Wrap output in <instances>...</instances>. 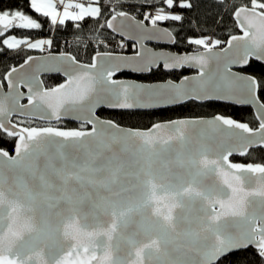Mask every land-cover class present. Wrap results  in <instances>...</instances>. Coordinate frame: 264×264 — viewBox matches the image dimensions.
<instances>
[{
	"label": "snow or ice",
	"instance_id": "snow-or-ice-1",
	"mask_svg": "<svg viewBox=\"0 0 264 264\" xmlns=\"http://www.w3.org/2000/svg\"><path fill=\"white\" fill-rule=\"evenodd\" d=\"M113 3L122 0H29L30 9L52 26L75 22L79 30L86 17L98 18V28L128 35L140 48L127 57L95 51L87 63L67 52L50 54L34 63L30 74L13 67L5 77L9 92L2 91L0 81V134L16 140L14 155L0 149V264H222L229 253L249 247L264 264V163L229 160L234 154L248 156L254 147L264 150V103L256 95L257 82L232 71V65H247L252 57L264 60V0L233 8L243 35H231L222 51L213 52L223 43L219 39L186 38L206 50L191 55L157 52L144 43L161 38L176 43L158 22L182 21L172 9L191 8L190 2L152 0L157 10L144 16L151 27L117 12ZM117 17L122 19L114 25ZM13 28L41 29L42 24L19 9L0 11V37ZM2 43L8 49L26 45L42 51L53 45L51 39L33 43L15 35ZM32 60L29 56L25 64ZM161 66L200 71L179 83L113 79L125 68L150 73ZM42 71L61 73L66 80L44 87ZM20 84L28 88L27 104L20 103ZM213 100L253 105L258 127L216 115L126 129L96 114L100 108L151 109ZM15 114L47 126H21L23 121L13 123ZM64 118L80 121V127L52 126ZM159 161L175 162L190 177L184 180L169 169L175 202L167 213L153 212L156 181L165 179L154 167ZM82 213L93 224L81 226L77 218Z\"/></svg>",
	"mask_w": 264,
	"mask_h": 264
},
{
	"label": "trees",
	"instance_id": "trees-1",
	"mask_svg": "<svg viewBox=\"0 0 264 264\" xmlns=\"http://www.w3.org/2000/svg\"><path fill=\"white\" fill-rule=\"evenodd\" d=\"M180 2H190L192 4L191 8H181L174 5L172 12L173 14L182 15L184 17L182 21L158 22L168 28L175 36L177 41L175 44V51L177 52L201 50L199 46L187 43L186 38L210 37L214 40H221L223 42L222 45L225 44L231 35L239 33L237 24L233 19V8L237 5L248 4V0H223V5L219 3L218 0H180ZM160 6L165 7L167 11L166 5L161 4ZM112 7L117 12L125 11L140 20H144V16L147 15L149 11L157 10L153 7L152 0H122L120 4L113 3ZM17 9L32 15L34 19H37L38 22L42 24V28H13L6 32L3 37H0L1 81H4V76L13 67L23 63L29 56L41 52V50L30 49L23 45H21L19 49H8L7 45L2 43V39L8 35H15L17 38L28 39L30 41L49 38L53 41V45L48 53L67 52L85 63L90 61V57L95 55V51H114L110 49V43L118 40V37L108 29L104 30L98 28L96 25V20L98 18H85L84 21L79 22L81 24V29L79 30L74 27L75 22H66L65 26H52L48 18H43L40 14L30 9L29 0H0V11H14ZM104 15L107 19L111 17L107 12ZM146 22L148 24L150 23L149 21ZM100 23L103 24L105 21L100 20ZM101 41H103V44H100ZM115 46H112L113 49ZM246 71L258 79V95L260 100L264 103V65L251 61ZM189 73H191V70L188 69H183L181 72L166 73L160 68L158 70H153L149 75L123 73L120 74L119 77L155 82L170 78L177 80ZM44 81L45 84H50L46 79ZM214 113H220L238 121L245 122L249 124L251 128H254L257 124L251 109L218 102H208L204 105L188 102L173 108L148 112H111L102 109L98 114L103 118L112 119L123 126L148 128L158 121L179 117L212 115ZM17 120L19 122L23 121L21 126H42L32 120L21 118ZM70 125L71 124L64 122L63 127H70ZM15 141V138H8L0 134V149L12 153ZM232 161H238V159L233 158ZM243 161L245 163H264V150H251L249 155L243 158ZM222 264H262V260L253 248H248L246 250L231 253L223 259Z\"/></svg>",
	"mask_w": 264,
	"mask_h": 264
},
{
	"label": "water",
	"instance_id": "water-1",
	"mask_svg": "<svg viewBox=\"0 0 264 264\" xmlns=\"http://www.w3.org/2000/svg\"><path fill=\"white\" fill-rule=\"evenodd\" d=\"M128 14H129V13H128ZM129 16L134 17V16L131 15V14H129ZM121 19H122L121 17H117V20H116V21H113V24H114V25L119 24V22H120ZM233 19H234V16H233ZM108 20H111V17H110ZM136 20H137V21H142L147 27H151V25L148 24V23H147L146 21H144V20H140V19H137V18H136ZM236 24H237V23H236ZM158 26H159L160 28H166L165 26H163L162 24H159V23H158ZM237 27H238V25H237ZM108 30H109L110 32H112L115 36H117L118 38L122 39L123 41H126V42H130V43H134V44H136L137 47H138V51H139L140 45H139V43H138L136 40L131 39L130 36H128V35H124V36H122L120 32H113L112 29H108ZM169 31H170V30H169ZM238 31H239V33L236 34V35H243V31H242L241 29H239V27H238ZM135 34H136V33H133V35H135ZM172 34H173V33H172ZM229 39H230V38H229ZM144 43H145L146 46H147L148 48H150V49H153V48L149 45V43H158V44L160 43V44H168V45L173 44V43H169V42H167V39H166V38H161L160 40L145 41ZM226 47H227V42L225 43V45H224L223 47H218V48L216 47V48H213V52L222 51V49H224V48H226ZM153 50H155V49H153ZM138 51H137V52H138ZM155 51H157V52H169V51H164V50H163V51H162V50H155ZM199 51H200V52H205L206 50L203 49V50H199ZM112 53H113L114 55L126 56V57H127V56H135V54H136V53H134V54H125V53H117V52H112ZM193 53H195V52H190V53H185V54H187V55H191V54H193ZM50 54H52V55H59L60 53L51 52V53H45V54H36V55H32V56H31V57H33V60H32V61H28V63L25 64V61L27 60V59H26L23 63H21L20 65L14 67V68H17L20 72H24V73H29V74H30L33 64H34V63H40L41 60H42V58H44V57H46V56H48V55H50ZM177 54H178V53H177ZM185 54H180V55H185ZM71 55H72V54H71ZM251 61H255V62H258V63H261V64L264 65V60H257V59H255L254 57H252V58L249 59V63H248L247 65H232V71H233V72H238V73H240L241 75H245V76H250V77H252V78L257 82L258 87H257V90H256V95L259 97V95H258V94H259V82H258V79H257L254 75H252V74L246 72V70H247V68L249 67ZM220 62L223 63V57L220 58ZM82 63H84V62H82ZM21 65H23L24 67L22 68ZM211 67H212V62L209 63V68H211ZM183 68H185V69H189V70H193V71L196 72L195 74L189 75V77H193V76H198V75H199V71H200L199 68H192V67H187V66H185V67H183ZM183 68H178V69H173V70H180V69H183ZM157 69H158V68H157ZM164 70H165V71H173V70H167V69H164ZM7 73H8V72H7ZM7 73H6V75H7ZM121 73H133V74H138V75H140V74H148V73L134 72V71H131L130 69L125 68V69H123V70H121V71H119V72H116L115 75L113 76V79L120 80V81H122V82H135V83H137V84H145V85L162 84V83H165V82H166V81H162V82H155V83H145V82L138 81V80H133V79H121V78H117V75H118V74H121ZM6 75L4 76V83H5L6 87L4 86V88L2 89V91L5 92V93H7V92L10 91L9 88H8V86H7V82H6V80H5ZM15 75H17V74H16V73H13V76H15ZM49 75H59V76H61L63 79L66 80V77H64L63 74H61V73H50V72H43V71L40 73L39 78H40V80H42V77H43V76H49ZM0 81H1V80H0ZM42 81H43V80H42ZM167 81H169V80H167ZM171 81H172V80H171ZM64 82H65V81H64ZM64 82H63V83H64ZM174 82L179 83L180 80H179V81H174ZM43 86L46 87L45 84H44ZM57 86H58V85H57ZM82 86H86V85H82ZM19 91H20L21 93H24V96L21 98L20 103H21V104H27V103H28V100H27V96H28V88H27L24 84H20ZM188 102H190V101L184 102V103H182V104L170 105V106H167V107H160V108H151V109H108V108H100V109H97V110H96V114L99 116L98 113H99V111H101L102 109L107 110V111H111V112H120V111H141V112H143V111H144V112H147V111H156V110H163V109H168V108H172V107H176V106L184 105V104H186V103H188ZM195 102H198V103L220 102V103H224V104L234 105V106H237V107H249V108H251V110H252V112H253V114H254V116H255V107H254L253 105H249V104H238V103H234V102L216 101V100H213V101H203V102H201V101H195ZM260 102L263 103L261 100H260ZM220 116H221V115H220ZM15 117H17V118H21V119L32 120V121H36V122H40V123H44V124H46L45 121H42V120H40V119H38V118L33 119V118H30V117L21 116V115H19V114H15V115H13L12 118H11L12 121H13V119H14ZM100 118H101V119H106V120H112V119H108V118H103V117H101V116H100ZM212 118H213V117H210V118H203V119L211 120ZM226 118H231V117H226ZM255 118H256V116H255ZM183 119H187V118H183ZM231 119H233V118H231ZM174 120H179V119H174ZM234 120H235V119H234ZM256 120H257V119H256ZM61 121H64V122H70V123H73V124H79V125H80V121H76V120H73V119H71V118H64V119H62ZM112 121H114V120H112ZM170 121H172V120H170ZM236 121H237V122H241V121H238V120H236ZM257 121H258V120H257ZM114 122H115V121H114ZM165 122H167V121H165ZM13 123H14V122H13ZM55 123H57V122H55V121L52 122V124H55ZM115 123L118 124L117 122H115ZM159 123H163V122H159ZM242 123H245V122H242ZM118 125H120V124H118ZM248 125H249V124H248ZM85 126H87L88 128L91 127V125H85ZM120 126L123 127V128H126V129H128V128H130V129H138V128H131V127L123 126V125H120ZM151 127H152V126H151ZM151 127H150V128H151ZM249 127H250V126H249ZM148 129H149V128H148ZM141 130H147V129H141ZM214 134H215V133H213L212 130H209V135H214ZM15 143H16V141H15ZM193 143L195 144L196 141L193 140ZM253 149H261V148H260V147H254ZM253 149H250L249 152H250L251 150H253ZM3 150H4V149H3ZM6 151H7V150H6ZM8 152H9V151H8ZM9 154H10V155H14V154H15V153H14V149H13V152H12V153L9 152ZM233 157H239V158H242V156H239V155H235V154H234L232 157H229V160L231 161V158H233ZM243 157H245V156H243ZM185 160H187V157H185ZM231 162H233V161H231ZM233 163H236V162H233ZM154 167L156 168V170H157V172L159 173V175L165 177V179H163V180H159V179H158V180L156 181V183H157V190H156L155 198H154V201H153V212H155V209L158 208L159 211H160L161 213H167L168 208L171 207L172 204L175 202V201H174V192L168 187L169 181H168L167 177H168L169 174H170V173H169V169H171L172 171H175V172L179 173V174L182 176V178H183L184 180H189L190 177L187 175V173H186L183 169H180L179 167H177V165L175 164V162L159 161V162H157L156 165H154ZM216 179H219V177H216ZM217 207H218V206H217ZM85 211H86V209H85ZM175 211H178V209H173V212H175ZM77 219L79 220V224H80L81 226H84V225H91V224H93V221H92L91 216H87V217H85L83 213H82ZM105 219H108V218L105 217ZM86 230H90V228H89V229H86ZM116 242H117V238L114 236L113 243L115 244ZM120 244H121V247H124L123 241H120ZM249 248H252V247H249ZM253 249H254V248H253ZM254 250H255V249H254ZM236 252H238V251H236ZM233 253H234V252H233ZM230 254H231V253H229L228 255H230ZM97 255H98V256L100 255L99 251L97 252ZM228 255H227V256H228ZM93 264H95V261L93 262Z\"/></svg>",
	"mask_w": 264,
	"mask_h": 264
},
{
	"label": "flooded vegetation",
	"instance_id": "flooded-vegetation-1",
	"mask_svg": "<svg viewBox=\"0 0 264 264\" xmlns=\"http://www.w3.org/2000/svg\"><path fill=\"white\" fill-rule=\"evenodd\" d=\"M174 36V35H173ZM199 38H203V37H199ZM114 42H116V44H114ZM111 44V47H110V49L111 50H114V51H111V52H117V53H125V54H134V53H137V51H138V47H137V45L136 44H134V43H130V42H124L122 39H120V38H118V40H115V41H113V43H110ZM120 44H123L124 46L123 47H119L118 45H120ZM175 44L176 43H174V44H171V45H168V44H158V43H149V45L153 48V49H155V50H164V51H169V52H173V53H178V54H185V53H190V52H196V51H189V52H177V51H175L176 50V47H175ZM112 45H116L115 47H114V49H113V47H112ZM225 44H220V45H217V46H215L214 48H218V47H223ZM200 48H201V50H203L204 48H203V46H199ZM90 62V61H89ZM85 63V62H84ZM87 63V62H86ZM158 69H160V68H158ZM158 69H154V70H158ZM161 69L164 71V72H166V73H173V72H181L183 69H185V68H183V69H180V70H173V71H165L163 68H162V66H161ZM189 70V69H188ZM247 72V71H246ZM151 73V72H150ZM150 73H148V74H140V75H149ZM196 72L195 71H193V70H191V73H189V74H186V75H184V76H189V75H192V74H195ZM121 74H123V73H121ZM130 74H133V73H130ZM119 75L120 74H118L117 75V78H121V79H133V78H124V77H119ZM135 75H138V74H135ZM59 75H49V76H43L42 77V80H43V82H45L44 80L46 79L47 81H49V83L50 84H45V86L46 87H50V86H57V85H59V84H61V83H63L64 81H65V79H63L61 76H59ZM184 76H182L181 78H178L177 80H175V79H167V80H172V81H179V80H181ZM133 80H136V79H133ZM167 80H164V81H167ZM138 81H141V80H138ZM142 82H145V83H155V82H162V81H155V82H147V81H142ZM4 85H5V83H4ZM49 85V86H48ZM5 87H6V85H5ZM190 102H194V103H196V104H199V105H204L205 103H198V102H195V101H190ZM206 103H208V102H206ZM215 103H217V102H215ZM218 103H220V102H218ZM222 104H224V103H222ZM229 105V104H228ZM234 106V105H233ZM173 108V107H172ZM243 108H249V107H243ZM169 109V108H168ZM249 109H251V108H249ZM252 111V110H251ZM125 112H127V111H125ZM132 112V111H131ZM133 112H141V111H133ZM144 112V111H143ZM148 112V111H147ZM253 113V112H252ZM216 115H221V116H224V117H230V116H226V115H223V114H220V113H214V114H212V115H203V116H193V117H179V118H174V119H183V118H210V117H214V116H216ZM254 115V114H253ZM232 118V117H231ZM254 118H255V116H254ZM17 119H20V118H17V117H15L14 119H13V121L15 122V123H17V122H19ZM174 119H170V120H174ZM234 119V118H233ZM170 120H165V121H170ZM236 120V119H235ZM255 120H256V118H255ZM165 121H158V122H156V123H159V122H165ZM256 122H257V124L254 126V128L253 129H255L256 127H258V121L256 120ZM37 123H39V124H41L42 126H47L46 124H44V123H40V122H37ZM66 123H69V124H71L70 125V127H63V125H64V121H60L59 123H55V124H52V126H57V127H62V128H67V129H76V128H79L80 127V125L79 124H73V123H70V122H66ZM156 123H154V124H156ZM153 125V124H152ZM151 125V126H152ZM150 126V127H151ZM86 128H88L87 126H85ZM150 127H148V128H150ZM132 128V127H131ZM148 128H138V129H148ZM253 150H256V149H253ZM233 158H237L238 159V161H233V162H236V163H245L244 161H243V158L244 157H242V158H239V157H233ZM233 158H231V161H232V159ZM242 159V160H241Z\"/></svg>",
	"mask_w": 264,
	"mask_h": 264
},
{
	"label": "rangeland",
	"instance_id": "rangeland-1",
	"mask_svg": "<svg viewBox=\"0 0 264 264\" xmlns=\"http://www.w3.org/2000/svg\"><path fill=\"white\" fill-rule=\"evenodd\" d=\"M73 2H80V0H73ZM154 14H155V11L153 12ZM87 18V17H86ZM9 36H11V35H8V36H6V37H4L3 39H7V38H9ZM204 38V37H203ZM2 39V40H3ZM17 39H22V38H17ZM42 39H44V38H42ZM36 41V40H35ZM34 41V42H35ZM32 42V41H31ZM24 47H27L26 45H23ZM112 46H115V45H112ZM36 50H41V49H36ZM42 52H48V50L46 49V47H44V50L42 51L41 50V52L40 53H42ZM39 53V54H40Z\"/></svg>",
	"mask_w": 264,
	"mask_h": 264
},
{
	"label": "built area",
	"instance_id": "built-area-1",
	"mask_svg": "<svg viewBox=\"0 0 264 264\" xmlns=\"http://www.w3.org/2000/svg\"><path fill=\"white\" fill-rule=\"evenodd\" d=\"M152 15V13H150ZM211 39V38H210ZM212 40V39H211ZM115 44V43H114ZM46 49H48V47H46Z\"/></svg>",
	"mask_w": 264,
	"mask_h": 264
},
{
	"label": "crops",
	"instance_id": "crops-1",
	"mask_svg": "<svg viewBox=\"0 0 264 264\" xmlns=\"http://www.w3.org/2000/svg\"><path fill=\"white\" fill-rule=\"evenodd\" d=\"M34 43V41H32Z\"/></svg>",
	"mask_w": 264,
	"mask_h": 264
}]
</instances>
